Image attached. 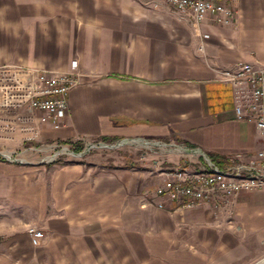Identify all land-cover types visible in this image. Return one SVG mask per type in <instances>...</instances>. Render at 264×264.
<instances>
[{
  "label": "crops",
  "instance_id": "crops-1",
  "mask_svg": "<svg viewBox=\"0 0 264 264\" xmlns=\"http://www.w3.org/2000/svg\"><path fill=\"white\" fill-rule=\"evenodd\" d=\"M233 6V25L205 22L196 33L144 0L0 4V65L83 76L69 93L66 118L43 127L40 143L71 149L99 140L145 151L131 162L87 158L63 167L49 208L41 176L31 186L35 176L0 158V264L31 258L28 226L44 234L34 247L39 264H148L163 254L181 256L179 264H218L220 254L230 257L223 264H253L264 256L262 191L235 196L231 221L229 210H184L154 196L163 171L208 161L223 168L262 148L255 125L236 118L232 87L220 74L238 63L264 68V0ZM237 227L248 233L243 240ZM247 237L255 249H247Z\"/></svg>",
  "mask_w": 264,
  "mask_h": 264
},
{
  "label": "built area",
  "instance_id": "built-area-1",
  "mask_svg": "<svg viewBox=\"0 0 264 264\" xmlns=\"http://www.w3.org/2000/svg\"><path fill=\"white\" fill-rule=\"evenodd\" d=\"M151 8H167L178 20L196 33L210 22L217 26L234 24V0H144ZM202 48H200L201 50ZM77 71L57 72L48 69L0 65V157L9 160L13 151L6 144L19 143L24 153L43 154V162H53L61 156L75 154L64 144H39L43 127L59 126L68 114V96L81 84ZM220 80L232 87L233 109L238 120L252 123L263 140L262 148L243 162L237 155L223 168L211 162L197 169L188 164L163 171L164 180L155 188L154 196L178 205L184 210L210 206L213 211H228L240 193H264V68L250 63H238L223 70ZM24 148V149H23ZM54 151L51 156L47 152ZM164 209V204H155ZM233 212L229 210V218ZM30 244L38 247L44 234L30 227Z\"/></svg>",
  "mask_w": 264,
  "mask_h": 264
},
{
  "label": "rangeland",
  "instance_id": "rangeland-1",
  "mask_svg": "<svg viewBox=\"0 0 264 264\" xmlns=\"http://www.w3.org/2000/svg\"><path fill=\"white\" fill-rule=\"evenodd\" d=\"M6 0H0V4L4 3ZM41 144V143H39ZM87 145V146H86ZM89 145H92V148H89L88 152L82 156H60L57 161L53 162H48L45 163L43 162L44 155L43 154H29V153H24L22 149H16L13 150L14 153H12V157L9 160L3 159L9 166H12L16 168L17 170H20L24 175L27 174H32V176H35V182L33 181L31 183V186H37L38 185V177L41 176V186L45 185L46 188V200L49 206L53 205L55 201H57L56 195L58 192L54 190V183L55 179L59 178V183L60 180L63 179L64 175L60 174V171L63 167L72 165V164H80L84 162L85 160L88 159H98L101 161L107 160L108 162H115L118 159H121L122 157L126 158L128 162H131V160L137 159L141 156L142 153H144V150L141 149H135L134 145L126 143V144H120V142H102L99 140H94V142H91L89 144H81L76 147H81L80 151H76L75 147L73 146L71 150L75 153H81L85 149H88L87 147ZM105 145V146H101ZM24 149V148H23ZM166 148L162 146H158V149L154 150L155 152H158L159 155L163 154V150ZM54 151L47 152V155L51 156ZM1 158V157H0ZM38 170H43L44 172L39 175ZM233 217V216H232ZM232 217L229 218V221L232 220ZM30 227H35V226H28L26 228L25 234L28 236L27 233L28 228ZM37 228V227H35ZM38 229V228H37ZM40 230V229H39ZM234 234L241 238L240 240H243L247 236V232L242 229V228H236L234 231ZM247 242V249L248 250H253L255 249V240L250 237L245 240ZM17 249V247H15ZM13 248V249H15ZM39 248H31V258L27 259H22V257H15L12 263L9 264H39L38 260L39 258L42 259V256H40V253L38 251ZM187 251H192L193 248L186 246L184 247ZM210 256H207V258ZM144 258H146L144 254ZM151 259V257H148ZM205 258V257H204ZM211 258V257H210ZM167 259H170L171 261L174 260L173 264H179L180 262L183 261V258L178 255H162L158 257V259H155L154 257L152 258V261L148 264H172V262L168 261ZM196 262L199 259V256L196 255L194 257ZM219 262L218 264H223L224 261H229L230 257H224L223 255H218ZM191 260V259H190ZM128 264H137L134 262H130ZM198 264V263H197ZM253 264H264V256H261L257 262H254Z\"/></svg>",
  "mask_w": 264,
  "mask_h": 264
},
{
  "label": "trees",
  "instance_id": "trees-1",
  "mask_svg": "<svg viewBox=\"0 0 264 264\" xmlns=\"http://www.w3.org/2000/svg\"><path fill=\"white\" fill-rule=\"evenodd\" d=\"M81 147H76L75 150L76 151H80Z\"/></svg>",
  "mask_w": 264,
  "mask_h": 264
},
{
  "label": "water",
  "instance_id": "water-1",
  "mask_svg": "<svg viewBox=\"0 0 264 264\" xmlns=\"http://www.w3.org/2000/svg\"><path fill=\"white\" fill-rule=\"evenodd\" d=\"M120 144H123V143H120ZM101 146H105V145H101ZM86 152H88V150H86Z\"/></svg>",
  "mask_w": 264,
  "mask_h": 264
}]
</instances>
